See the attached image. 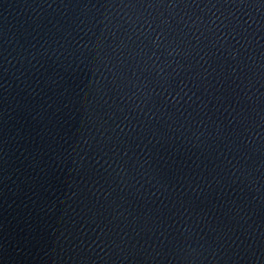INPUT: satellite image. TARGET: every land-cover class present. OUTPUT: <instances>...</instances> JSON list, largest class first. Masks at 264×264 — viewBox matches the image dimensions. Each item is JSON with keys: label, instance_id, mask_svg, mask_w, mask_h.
<instances>
[{"label": "water", "instance_id": "95a60500", "mask_svg": "<svg viewBox=\"0 0 264 264\" xmlns=\"http://www.w3.org/2000/svg\"><path fill=\"white\" fill-rule=\"evenodd\" d=\"M0 264H264V0H0Z\"/></svg>", "mask_w": 264, "mask_h": 264}]
</instances>
